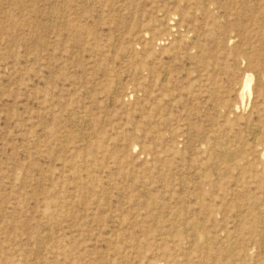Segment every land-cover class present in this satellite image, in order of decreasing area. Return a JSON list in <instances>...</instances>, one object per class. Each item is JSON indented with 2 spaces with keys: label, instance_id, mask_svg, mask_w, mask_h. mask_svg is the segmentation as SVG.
Wrapping results in <instances>:
<instances>
[{
  "label": "rangeland",
  "instance_id": "rangeland-1",
  "mask_svg": "<svg viewBox=\"0 0 264 264\" xmlns=\"http://www.w3.org/2000/svg\"><path fill=\"white\" fill-rule=\"evenodd\" d=\"M0 264H264V0H0Z\"/></svg>",
  "mask_w": 264,
  "mask_h": 264
},
{
  "label": "bare ground",
  "instance_id": "bare-ground-1",
  "mask_svg": "<svg viewBox=\"0 0 264 264\" xmlns=\"http://www.w3.org/2000/svg\"><path fill=\"white\" fill-rule=\"evenodd\" d=\"M168 74V73H167ZM165 76V75H164ZM165 79V78H164ZM247 86V85H246ZM248 87H249V85H248ZM246 89V88H245ZM243 93V92H242ZM244 96V95H243ZM254 132V131H253ZM252 135V134H251ZM255 135V134H254ZM257 135V134H256ZM254 143V142H253ZM254 197V196H253ZM260 223V222H259ZM263 223V222H262ZM259 226V225H258ZM208 246V245H207Z\"/></svg>",
  "mask_w": 264,
  "mask_h": 264
}]
</instances>
